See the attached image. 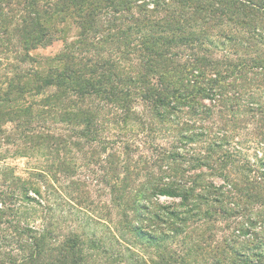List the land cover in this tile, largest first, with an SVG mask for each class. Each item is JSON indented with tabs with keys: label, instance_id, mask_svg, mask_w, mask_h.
<instances>
[{
	"label": "trees",
	"instance_id": "16d2710c",
	"mask_svg": "<svg viewBox=\"0 0 264 264\" xmlns=\"http://www.w3.org/2000/svg\"><path fill=\"white\" fill-rule=\"evenodd\" d=\"M140 1L62 0L55 4L53 12L67 10L70 4L80 9V42L90 44L93 39L92 50L99 59V49L112 40L111 59L82 61L66 48L54 58L59 68L31 69L25 77L16 76L5 98L9 100L13 90L40 94L54 89L42 106L84 103L88 108L81 114L89 126L93 122V141L103 116L101 108L88 104L92 98L124 113V118L113 116L115 125L141 123L133 111L137 99L161 125L174 124L180 114L194 116L199 125L207 126L199 131L186 124L178 132L181 141L201 143L200 151L191 149L190 155L176 148L162 154L160 160L181 159L189 164L162 169L163 175L153 177L148 188L137 190L132 200L135 216L141 220V202L148 196H169L180 199V207H189L187 212L195 217L201 212V219L217 221L214 213L226 219L241 218L239 234L226 239L222 249L217 247L213 264H264V243L259 244L264 238V0H152V9ZM41 2L25 0L24 14L16 23L15 32L25 51L36 49L48 35L45 23L52 10L44 9ZM108 8L114 14L124 12L129 25L118 27L121 18L115 16L107 25L101 21L100 15ZM135 9L139 15L133 13ZM214 28H220L217 35L224 47L234 44L240 48L231 56L214 57L210 46H222L210 40L213 33L209 31ZM123 59L137 60V71L119 73ZM255 146L262 153L258 151L260 157L256 154L251 160L248 152L256 150ZM125 149L129 151L130 146ZM3 203L0 215L4 214ZM138 225L133 231L140 234L143 229ZM22 230L20 235L28 234L32 241L23 264H45L41 262L43 237H30L35 233L32 229ZM76 260L63 264H76Z\"/></svg>",
	"mask_w": 264,
	"mask_h": 264
},
{
	"label": "rangeland",
	"instance_id": "374dc122",
	"mask_svg": "<svg viewBox=\"0 0 264 264\" xmlns=\"http://www.w3.org/2000/svg\"><path fill=\"white\" fill-rule=\"evenodd\" d=\"M61 1L42 0V7L52 10L45 23L48 35L36 49L25 51L15 32L25 0H0V98H5L12 81L17 82L16 76L25 77L31 69L59 68L54 58L66 48L78 60L99 59L92 50L93 39L90 44L80 42V9L70 4L67 10L53 12ZM143 2L149 3V9L154 7L152 0L138 4ZM133 13L140 14L137 9ZM124 15L108 8L99 19L107 25L115 16L121 18L117 26L126 27L129 23ZM219 30L209 31L213 33L210 40L222 45H211V52L216 58L231 56L240 47H224ZM111 41L99 49L101 63L113 55ZM137 66V60L123 59L118 72L132 75ZM53 92L19 94L13 90L9 100L0 102V207L4 202L0 264L24 263L32 241L28 234L20 235L22 229H32L35 233L30 237H43L41 262L45 264H54L50 263L54 260H58L56 264L70 263L74 257L76 264H213L217 247L222 249L226 239L239 234L241 218L226 219L214 213L217 221L201 219V212L195 217L187 212L189 207H180V199L169 196L143 199L141 220L132 206L135 192L148 188L153 177L163 175L162 169L189 164L181 159L160 160L162 154L176 148L190 155L195 148L200 151L201 143L181 141L178 131L186 124L195 129L207 125H199L188 114H180V119L177 115L174 124L161 125L139 99L133 111L141 123L115 125L113 116L124 118V113L92 98L88 104L101 108L103 116L93 141V122L89 126L81 114L88 107L81 102L71 107L63 102L42 106ZM258 151L262 153L257 147L248 152L251 160L256 154L260 157ZM185 185L190 187L191 182ZM137 223L143 229L140 234L133 231Z\"/></svg>",
	"mask_w": 264,
	"mask_h": 264
}]
</instances>
